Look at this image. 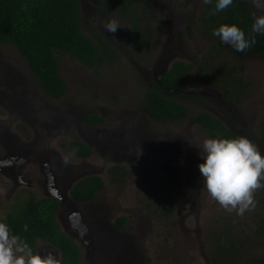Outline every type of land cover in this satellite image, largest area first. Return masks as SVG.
Segmentation results:
<instances>
[{
	"label": "rangeland",
	"instance_id": "1",
	"mask_svg": "<svg viewBox=\"0 0 264 264\" xmlns=\"http://www.w3.org/2000/svg\"><path fill=\"white\" fill-rule=\"evenodd\" d=\"M82 1L83 29L89 34L93 25L89 7L95 1ZM204 5V0H155L153 7L157 9L142 10L140 31L144 37L136 46L138 52L127 45H117L124 59L119 66H108L101 74L80 68L77 61L61 59V73L70 89L69 96L60 101L44 96L25 61L17 59L15 48L0 45V57L8 55L17 70V77L6 88L4 79L12 78V64L0 63V220L6 218L14 200L24 199L30 190L38 196L54 194L65 198L71 176L106 172L108 166L98 155L93 161L81 163L64 146L73 136L91 141L88 131L93 128L84 125V117L92 106L108 117L107 124L99 128L125 127L134 116L143 117V124L138 130L141 148L137 157L124 162L132 169L126 172L127 182L119 185L109 180L111 185L98 202L79 204L67 199L63 205L60 218L70 224L69 230L88 257V264L112 263L113 238L121 243L113 264H212L213 234L225 223L233 225L238 235H254L257 217L264 213L263 202L257 205L256 191L255 207L238 216L235 211H226L203 190L198 169L202 160L195 141L202 142L207 136L192 119L195 113L209 110L224 118L264 154L258 139L264 119V61L259 55L252 51L245 54L246 77L253 86L249 97L240 104L224 103L219 89L196 73L180 89L169 91L171 97L189 107L190 116L185 122L157 123L141 108L146 93L153 88V80L176 59L192 60L209 49L210 42L203 36L199 21ZM261 11L264 9L258 10ZM117 17L119 25L129 26L127 17ZM190 18L194 22L192 34L186 27ZM107 20L102 14L98 22L104 26ZM197 94L200 99L193 98ZM237 113L242 118L237 119ZM41 148L47 155L52 154L55 165L48 158L39 162L30 155L41 152ZM17 153L19 157L15 156ZM167 160L173 161L183 175L173 186L162 168ZM70 165L77 167L66 171ZM167 187H172L176 197L170 217L154 205ZM119 215L133 217L135 230H117L112 221ZM37 247L41 255L49 251L59 254L41 239Z\"/></svg>",
	"mask_w": 264,
	"mask_h": 264
},
{
	"label": "trees",
	"instance_id": "2",
	"mask_svg": "<svg viewBox=\"0 0 264 264\" xmlns=\"http://www.w3.org/2000/svg\"><path fill=\"white\" fill-rule=\"evenodd\" d=\"M121 4L126 9L134 6L137 0H107ZM146 7V6H145ZM257 12L251 0H234L233 4L222 12L215 11V0L205 3L199 21L203 36L210 42L199 64H187L176 61L160 76L159 91L149 92L147 102L152 114L164 120L177 122L189 113L187 105L170 99L161 93V89L176 88L191 76L190 70L197 69L206 81L222 87L228 95L238 99L247 97L253 83L246 77L245 54L254 52L264 61V35L252 33V13ZM80 0H0V41L13 45L29 61L31 69L42 83L45 91L52 97H60L68 91L69 85L60 71L58 52L70 54L87 66L100 67L99 50L85 36L81 26ZM237 24L246 35L255 36L256 43L244 52H236L230 45L222 43L213 36V29L221 24ZM227 47H230L227 51ZM196 120L201 122L208 134L216 138L238 137L213 114L198 112ZM88 122L102 121L98 114H91ZM260 142L264 146V119L260 127ZM81 153L87 154L85 143L75 142ZM74 148V146H73ZM119 169V166L113 167ZM84 181V180H83ZM84 184V186H82ZM103 185L101 179L94 178L82 182L78 191L83 199L95 195ZM257 205L264 208V188L256 190ZM156 205L162 213L170 217L176 205L175 196L166 189ZM60 201L55 197L37 200L29 196L16 200L7 212L6 222L11 229L25 237L36 252L37 238L45 239L58 246L62 251L61 264H83L79 248L73 239L61 230L56 219ZM124 220V219H123ZM128 220V219H127ZM257 228L253 236L243 237L233 231L234 226L225 223L214 234L211 241L210 260L212 264H264V213L257 217ZM28 231H23V225ZM119 224V221H118Z\"/></svg>",
	"mask_w": 264,
	"mask_h": 264
},
{
	"label": "flooded vegetation",
	"instance_id": "3",
	"mask_svg": "<svg viewBox=\"0 0 264 264\" xmlns=\"http://www.w3.org/2000/svg\"><path fill=\"white\" fill-rule=\"evenodd\" d=\"M94 1H95V5L89 7L90 14L92 16V21H93V25L91 26V31L89 34H86V32L83 29V17H84L83 14L85 13V7H83V1L82 0H80V8H81L80 18H81L82 30H83L85 36L88 37L95 44L97 49L99 50V53H98L100 55L99 59H102L101 65L98 68L93 67V66H87L80 59L73 57L70 54H67L64 52H58L57 56L59 58L60 71H61V62H62L61 59L63 60L64 58H68L69 60L77 61L81 65L80 68L91 70L92 72H94L96 74H101L103 72V70L108 66L111 68L114 66H117V65L119 66L121 64V61L124 58H123V54L120 51V49L118 48V46L121 47L122 45H127V46H129V48L132 47L133 50L135 48L134 53H137L138 51L136 52V46L138 45V43H140V41H141L140 39H142L144 37L143 33L140 31V24H141V20H142V10L144 8H147L149 10H154V8L157 9V7H153V3H155V0H137L135 2L134 6L131 7L130 9H126V7H123L121 4L110 3L107 0H94ZM150 5L152 7H150ZM203 8H202V10H203ZM102 14H103L104 18L106 17V19L115 18L118 21H119V19L117 17V14H122L124 17H127V21L129 22V26L119 25L120 29H118L116 33H114V34L108 33L105 30V27L103 25H101L100 22H98L99 20H101ZM186 27H187L188 32L190 34H192V31L194 28V22L191 18L187 21ZM126 28L128 29L129 32L126 30ZM201 30H202V28H201ZM0 45H5L8 47L15 48V50L17 51V56H18L17 59H19L21 61H25L29 71L33 74L34 78L37 81V84H38L40 90L43 92L45 97H48L54 101H56V100L60 101V100H63L64 98L69 96L68 93H69V89H70V84L66 79L65 80L67 81L69 88L65 94H63L60 97H52V96L48 95L47 92L45 91L42 83L40 82L38 77L34 74L33 70L31 69L29 61L18 51V49L16 47H14L13 45H10L8 43H4L1 41H0ZM140 54H141V52H140ZM203 55L204 54H201L199 57L192 59V60H188V61H186L184 59H176L174 62L183 61L187 64H195L197 62L199 64L200 60H202ZM174 62L172 63V65L174 64ZM0 63L7 64V66L9 63L12 64V67H10L11 71H12L11 72L12 78L7 77L4 79V85L6 86V88H8L9 82H12L17 77V74L15 72L17 70H15L16 68L13 67V60L10 59L8 55L4 56L3 58L0 57ZM16 63H17V60H16ZM172 65H171V67H172ZM170 68H168L167 70L162 72L159 75V78H155L153 80V82H152L153 88L150 89L146 93L145 98L143 100V106L141 108H143V112L146 116H149V118H151L152 120L157 121V123L181 124V123L185 122L186 120H188V117L190 116V109L188 106H187L189 109L188 115L186 117H183L181 120L174 122V121L159 119V118L155 117L152 114V112L150 111V107H149V104H148L147 99H146L149 92L159 91V87L161 85L160 76L163 75L168 70H170ZM190 73H191V76L188 77L187 79L183 80L180 86H178L176 88H165L164 87V89H161L162 95H164L170 99L176 100L175 98L171 97V95L169 94V91L180 89V87L187 80L192 79L196 73L200 76L197 69H191ZM214 86H216L219 89L220 93L222 94L223 100H224L223 102L228 103V104H234V105L240 104V103L244 102L249 97V95L251 93V91H250V93L247 97H245V98L243 97L242 99H238L236 95H233V96L228 95L227 92L222 87H219L217 85H214ZM2 89L3 88L0 87V93H1ZM164 91H166L167 93L166 92L164 93ZM193 98L200 99V94H197ZM199 112H207V113L213 114V116L217 120H219L223 124H225L231 131H233L238 136H242L241 132L239 130H236L231 125H229L228 122L224 118L218 117L215 113H213L209 110H201ZM135 113H136V110L133 112V114H135ZM85 114L86 115L84 117V125H87L88 128H93L92 131H90V130L88 131V136L92 138L91 141L89 142L86 139L87 137L83 139L81 137L73 136V138L69 139L67 142L64 143V146L67 150V153L69 155H71L72 157H74L76 160H79L81 163H86L87 161H93V159L98 155L97 157H100V159L106 163V166H108L106 172L104 174H100V173H95V172L90 171L86 174H81L80 176H71L70 179L68 180L69 186H68L67 196L65 198L61 197V196L54 195V194H44L43 196H38L32 190L29 191V195L26 197L35 196L37 198V200L42 199L44 197H55L60 201V208L58 209V211L56 213L57 222L59 223L61 230L63 232H65L67 235H69L73 239L74 244L79 248L81 256H82L83 264H88V262H89L88 257L85 256L81 245L79 244L77 239L73 236V234L69 230L68 226H70V224L66 220H63L62 218H60L61 212L63 211V208H64L63 205L65 204L67 199L71 200L72 202L79 203V204H81V203H84V204L90 203L91 204L94 202H98L99 200H101L102 193L105 192L107 190V188L111 185L110 181L112 183L119 184V185L125 184L127 182L126 172H127V170H132V169L125 166L124 162L129 158L136 159L137 152H139V150L141 148L140 132L138 130H140L141 125L143 124V117H141V118L137 117V116L131 117L129 123L125 127L119 126V127L112 128V129H106V128H99L101 126H105L108 122V120H107L108 117L106 116L105 112L100 111V110H96L92 106H89V108H87ZM91 114H98L99 118H101L102 121L88 122L87 118ZM195 114L193 115L192 121L196 125L200 126V128L202 130H204L207 138H211L212 136H210L208 134L206 126H204L201 122L196 120ZM236 115H237V119L242 118V116H240L238 113ZM258 135H259L258 139L260 141V132H258ZM78 141H81L88 146V147L84 148L85 150H88L87 154L81 153L78 150L80 148L75 147L74 143L78 142ZM73 146H74V148H73ZM41 150L42 151L38 152V153L30 152V155L37 158L39 160V162L41 160H45L46 158H48L51 161V163L53 165H55V161L53 159L52 154L47 155L44 148H41ZM15 156L19 157V154L17 153V155H15ZM80 162H79V164H81ZM117 166H119V169H113V167H117ZM76 167L77 166H75V165L66 166V171L73 170ZM162 168L164 170V173L167 175V178L170 180V182H171L170 184L172 186H173V183L182 180L183 175H182L181 169L173 161H170V160L164 161V163L162 164ZM94 178L101 179V181L103 183L102 187L99 188L98 190H96L95 195L90 197V198L83 199L82 197H79V196H81V191H78V189H79V187H81L82 182L86 181V179L87 180H93V182H94ZM82 186H84V184ZM167 188L170 191V193L172 195H174L173 191L171 190L172 187H167ZM26 197L24 196V199ZM16 200L21 201L20 198H17ZM16 200H14V202ZM156 200H158V198ZM75 218H76V216H74L72 218L71 224L74 223ZM118 221H119V224H118ZM112 224L114 225L115 228H117V230H120L123 232L135 230V227H136V223H134L133 217L125 216V215L116 216L114 218V220L112 221ZM40 239L41 238H37V240H36V252L38 251L37 243H38V240H40ZM41 240L46 241L51 246L56 248L60 254L59 255L60 259H62V251L60 250V248L58 246H55L53 243H51L48 240H45V239H41ZM120 245H121V243L119 241H117L114 238L111 239V241H110V253H111V262L112 263H110V264L117 262V256H118L117 246H120Z\"/></svg>",
	"mask_w": 264,
	"mask_h": 264
},
{
	"label": "clouds",
	"instance_id": "4",
	"mask_svg": "<svg viewBox=\"0 0 264 264\" xmlns=\"http://www.w3.org/2000/svg\"><path fill=\"white\" fill-rule=\"evenodd\" d=\"M213 0H204L212 3ZM234 0H215V11L222 12ZM253 6L264 9V0H251ZM252 33L264 35V11L252 13ZM108 33H116L119 21L109 19L104 24ZM213 36L230 45L236 52H244L255 43V36L246 35L237 24H221L213 29ZM114 37V36H113ZM115 38V37H114ZM202 160L198 169L202 177L203 190L226 211H235L243 216L255 207L254 192L264 188V154L246 136L236 138H206L195 141ZM75 151V150H74ZM28 231V225H23ZM0 264H61L58 253L34 252L28 240L14 232L10 225L0 221Z\"/></svg>",
	"mask_w": 264,
	"mask_h": 264
}]
</instances>
